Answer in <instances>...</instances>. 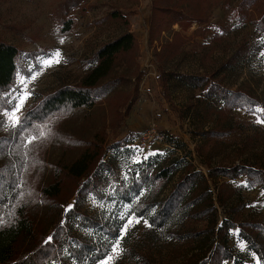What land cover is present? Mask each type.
Wrapping results in <instances>:
<instances>
[{
    "label": "rangeland",
    "instance_id": "374dc122",
    "mask_svg": "<svg viewBox=\"0 0 264 264\" xmlns=\"http://www.w3.org/2000/svg\"><path fill=\"white\" fill-rule=\"evenodd\" d=\"M64 1L0 0V36L23 53L45 52L34 61L26 60L25 66L30 74L18 73L14 86L4 92L11 108L0 110V136L17 127L9 118L13 113V119L18 117L20 120L24 112L48 93L63 85H76L90 71L87 61L99 48L129 31L138 42L136 65L128 69L122 62L111 76L125 75L133 79L131 84L121 89L132 96L137 83L135 78L141 71L143 79L138 87V101L129 113L125 110L128 99H120L116 107L109 100L103 101L91 110H78L43 128V135L33 140L34 145L45 143L37 150L45 159L46 166L41 184L52 182L56 165L60 168L79 158L83 148L73 144L70 138L103 142L107 159H112L116 175H110L107 184L101 186L98 193L90 194L84 203L89 215L110 223L123 237L119 241L121 251L108 264H203L201 257L206 256L207 259L210 256L212 238L184 241L172 237L171 233H152L148 217L155 213L158 206L147 214L138 215V205L142 206L147 201L159 204L169 195L175 182L184 175L187 164L191 163L208 173L197 153L202 141L197 133L210 129L214 122L201 109L202 101L198 102L201 92H193L186 86L178 87L171 81L170 94L165 96L160 85L159 67L163 65L167 72L179 74H211L238 49L248 46L249 51L240 64L231 66L218 76L228 89L244 87L261 94L264 92L263 32L256 29L250 19L243 23L238 21L236 10L243 0H231L228 8L213 7L209 22L201 26L207 31L204 34H196L197 23L183 31L175 25L159 39L150 38L152 0H85V14L76 10L72 15L77 22L74 30L63 35L59 34L58 21L53 13ZM248 14L256 22L264 20V0L249 8ZM175 32H181L187 39L183 54L168 64L160 63L156 52L172 40ZM215 34L220 37L214 39ZM57 52L59 57L55 56ZM49 59L52 63L46 64ZM22 97L23 104L16 111ZM190 102L192 108H188ZM258 109L264 110V107L255 111H235L240 129L219 145L212 160L214 167L237 164L264 166V122H261L264 121V111ZM243 149L244 152H241ZM156 156L153 169L176 165L178 170L170 177L142 188L140 195L133 196L130 201L124 200L120 190L129 188L130 182L138 177V164ZM38 181L35 186L39 189L41 185ZM235 183L237 186L245 184L243 179ZM68 204L71 207L75 204L73 198ZM236 205L242 207L237 215L239 219L264 220L262 188L246 185L240 188L228 208ZM216 206L221 218L229 216L225 207L219 203ZM130 217L138 218L140 222L133 221L126 233H121V227ZM188 224L202 228L205 222ZM76 230L74 232L80 237H97L94 230ZM173 230L170 232L173 233ZM47 234L49 239L50 231ZM116 238L108 241L110 251L98 264L112 254ZM227 240L237 260L224 264L259 263L253 251L241 240L238 228L230 232ZM192 255L200 258L196 256L197 260H190Z\"/></svg>",
    "mask_w": 264,
    "mask_h": 264
},
{
    "label": "trees",
    "instance_id": "16d2710c",
    "mask_svg": "<svg viewBox=\"0 0 264 264\" xmlns=\"http://www.w3.org/2000/svg\"><path fill=\"white\" fill-rule=\"evenodd\" d=\"M259 1L243 0L236 15L241 23L250 19L264 34V20L256 22L248 14V9L255 7ZM230 3L231 0H152L150 38L159 39L175 25L183 31L194 23L199 24L196 34H204L207 31L201 26L209 22L212 8H228ZM76 10L85 14V0H65L53 13L58 21L59 34H69L74 30L77 22L72 15ZM112 16L117 17L114 13ZM218 37L220 35L215 34L214 39ZM186 42L181 32H175L172 40L156 52L157 60L168 64L178 58L183 54ZM248 51V46L238 49L211 74H179L167 72L163 65L159 67L160 85L165 96L170 94L171 81L178 87L186 86L193 92H201L198 99V102L202 101L201 109L214 122L210 129L197 133L202 138L197 153L208 173L191 163L187 164L184 175L175 182L169 195L159 204L147 201L142 206L138 205V215L147 214L158 206L155 213L148 217L152 233H171L172 237L184 241L212 238L210 256L207 259L206 256L201 257L203 264H224L237 260L227 240L234 228L239 229L241 240L253 251L258 264H264V220L239 219L237 215L242 207L228 208L233 196L245 185L264 190V166L212 165L219 145L240 129L235 111H255L264 107V92L258 94L244 87L228 89L218 76L231 66L240 64ZM137 52L138 42L134 35L129 31L123 32L119 38L99 48L87 61L90 71L76 85H63L48 93L24 112L13 131L0 136V264H98L108 255L111 245L108 241L118 236V230L102 218L89 215L84 203L90 194L98 193L101 186L107 184L110 175H116L112 159H107L103 142L70 138L73 144L83 148L79 158L60 168L56 165L52 182L44 185L41 182L45 176V159L37 150L45 143L34 145L33 140H37L43 128H48L51 123H57L78 110H91L103 101L109 100L116 107L120 99H128L125 110L129 113L139 99L142 72L135 78L137 83L133 95H129L131 98L121 89L131 84L133 79L125 75H111L122 62L128 69L135 66ZM41 54L45 52L23 53L0 36V110L11 108L4 92L14 86L17 74H30L25 66L26 60L34 61ZM192 107L190 102L188 108ZM262 117L264 119V114ZM156 158L158 156L138 164V177L130 182L129 188L120 190L124 200L130 201L133 196H138L142 188L156 184L178 170L176 165L153 169ZM115 179L118 180L117 177ZM239 179H243L245 184L237 186L235 181ZM36 181L41 185L40 190L35 186ZM72 198L75 204L66 211ZM217 203L226 208L229 216L221 218ZM189 222H205V225L197 228ZM75 229L94 230L97 237H80ZM49 231L51 241L47 238ZM105 237L107 239L103 240ZM196 256L192 255L190 260H197Z\"/></svg>",
    "mask_w": 264,
    "mask_h": 264
},
{
    "label": "snow or ice",
    "instance_id": "6c2138e0",
    "mask_svg": "<svg viewBox=\"0 0 264 264\" xmlns=\"http://www.w3.org/2000/svg\"><path fill=\"white\" fill-rule=\"evenodd\" d=\"M55 56L56 57H59V53H55ZM56 62L58 63L59 60L57 59ZM46 64H51L52 63V60L49 59L47 61H45ZM23 104V97L20 99V103L19 105L17 106L16 108V111L19 110V107L22 106ZM258 111H264V110H260L258 109ZM15 116V114L13 113L12 116H10L9 118L13 120V126H17L20 121L18 119V117L14 118L13 117ZM261 122H264V121H261ZM41 135H43V133H41ZM34 139V138H33ZM31 142V141H29ZM71 209V206L68 207V209H66V211L70 210ZM133 221H135V223H139L140 220L138 218H135V217H130L127 222L121 227V233H126L129 225H132L133 224ZM0 223H2V218H0ZM145 223L147 224V221H145ZM150 226V225H149ZM122 235H118L117 238H116V242L114 243L113 247H112V250H111V253L104 261L101 262V264H108L109 261L113 260L115 258L116 255L119 254V252L121 251L120 249V246H119V241L122 239ZM51 237H49V241H51Z\"/></svg>",
    "mask_w": 264,
    "mask_h": 264
}]
</instances>
